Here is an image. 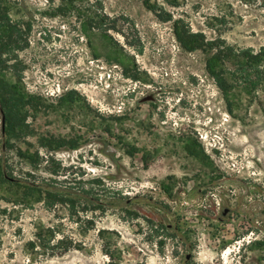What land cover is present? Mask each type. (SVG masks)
<instances>
[{
    "label": "rangeland",
    "instance_id": "rangeland-1",
    "mask_svg": "<svg viewBox=\"0 0 264 264\" xmlns=\"http://www.w3.org/2000/svg\"><path fill=\"white\" fill-rule=\"evenodd\" d=\"M3 1L0 264H264V0Z\"/></svg>",
    "mask_w": 264,
    "mask_h": 264
},
{
    "label": "trees",
    "instance_id": "trees-1",
    "mask_svg": "<svg viewBox=\"0 0 264 264\" xmlns=\"http://www.w3.org/2000/svg\"><path fill=\"white\" fill-rule=\"evenodd\" d=\"M244 3H248L250 0H242ZM175 2V1H174ZM144 5L147 6L150 10H154V6L150 5V0H144ZM4 1L0 0V69H2L6 63L7 59L3 58V52L5 50H21L24 47V41L22 39V31L18 27L17 24L11 23V20L9 19L7 9L4 5ZM167 20H171V15H166ZM181 20L174 21V36L176 40L179 42L181 47L185 49H190L188 47V40H194L196 37H198L197 34L189 33V31H181L179 27L177 26ZM213 74L214 78H216L217 86L224 92L226 90L225 88V82L222 79H218V75L213 71L211 72ZM5 111H4V134H9V132L13 131L16 126L18 125L19 119L17 118V113L14 108V105L9 103L7 100H5ZM39 189V187H36ZM42 190V189H41ZM43 192V191H42ZM46 195L49 198H60L56 194H52L47 192ZM60 201H64L63 199H59ZM67 202L73 203L71 199H67ZM58 241V243H60Z\"/></svg>",
    "mask_w": 264,
    "mask_h": 264
},
{
    "label": "water",
    "instance_id": "water-1",
    "mask_svg": "<svg viewBox=\"0 0 264 264\" xmlns=\"http://www.w3.org/2000/svg\"><path fill=\"white\" fill-rule=\"evenodd\" d=\"M150 99H151V97H146V98L141 99L140 102H145V101L150 100Z\"/></svg>",
    "mask_w": 264,
    "mask_h": 264
},
{
    "label": "bare ground",
    "instance_id": "bare-ground-1",
    "mask_svg": "<svg viewBox=\"0 0 264 264\" xmlns=\"http://www.w3.org/2000/svg\"><path fill=\"white\" fill-rule=\"evenodd\" d=\"M228 253V252H227Z\"/></svg>",
    "mask_w": 264,
    "mask_h": 264
}]
</instances>
